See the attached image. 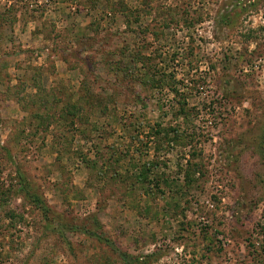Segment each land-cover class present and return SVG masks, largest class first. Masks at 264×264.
Instances as JSON below:
<instances>
[{
	"label": "rangeland",
	"instance_id": "rangeland-1",
	"mask_svg": "<svg viewBox=\"0 0 264 264\" xmlns=\"http://www.w3.org/2000/svg\"><path fill=\"white\" fill-rule=\"evenodd\" d=\"M0 264H264V0H0Z\"/></svg>",
	"mask_w": 264,
	"mask_h": 264
}]
</instances>
